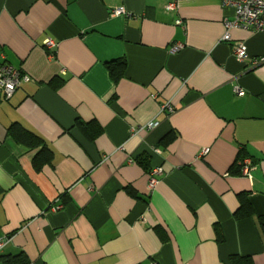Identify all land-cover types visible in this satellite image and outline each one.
I'll return each instance as SVG.
<instances>
[{"label": "crops", "instance_id": "crops-1", "mask_svg": "<svg viewBox=\"0 0 264 264\" xmlns=\"http://www.w3.org/2000/svg\"><path fill=\"white\" fill-rule=\"evenodd\" d=\"M170 1L0 0V61L30 78L9 98L0 90V256L264 264V61L233 54L240 42L264 57V30L223 40L232 10L220 0ZM12 125L41 144L18 142ZM241 203L252 212L236 218Z\"/></svg>", "mask_w": 264, "mask_h": 264}, {"label": "built area", "instance_id": "built-area-1", "mask_svg": "<svg viewBox=\"0 0 264 264\" xmlns=\"http://www.w3.org/2000/svg\"><path fill=\"white\" fill-rule=\"evenodd\" d=\"M176 0H171L167 3L166 9H173ZM222 9L229 8L232 10V19L229 20L227 17L224 19L225 33L223 34V40H231L230 29L231 28H242V29H255L264 30V0H220ZM114 16H129V14L122 8H115L111 11ZM177 24L181 23V20L176 21ZM55 43L51 39L45 41V46L51 49ZM182 47L181 44L173 45L172 51H177ZM233 54L239 61H245L250 59L253 63L264 61V57L257 59L252 58L245 46L242 43H235L233 45ZM30 78L26 74L22 73L19 69L0 61V90L3 92L5 98H9L12 93L22 83L29 81ZM238 95H242L243 91L236 89ZM157 123L150 122L147 124L146 129L150 130L156 126ZM210 149L204 147L198 153V157H204L209 153ZM240 165V172L245 175H250V170L253 167V162L249 157H244L238 161ZM162 172L160 167H153L148 171V189L152 191L157 183L156 176ZM59 208L54 206L53 209ZM6 239L0 238V250L4 245Z\"/></svg>", "mask_w": 264, "mask_h": 264}, {"label": "trees", "instance_id": "trees-1", "mask_svg": "<svg viewBox=\"0 0 264 264\" xmlns=\"http://www.w3.org/2000/svg\"><path fill=\"white\" fill-rule=\"evenodd\" d=\"M125 67H126V63L124 60L111 61L107 64L109 74L114 82H116L120 77L123 76ZM15 126L16 125H12L11 133L14 134V138L18 142H22L31 147H36V146L38 147L41 144L42 141L36 135L26 131L22 127L16 129ZM82 129H83L84 134L90 139L94 138L99 133L98 130L95 131L94 129H89L86 127H83ZM44 150L45 148L42 147L41 151L44 152ZM244 157L245 155H242V157L240 158L242 159ZM251 212L252 211L249 205L241 203V206L235 213V217L241 218V217L250 215ZM261 228L262 230H264V221H261ZM0 261H1V264H28V261L22 254L0 256ZM237 264H251V260L247 258H242V259L237 260Z\"/></svg>", "mask_w": 264, "mask_h": 264}]
</instances>
